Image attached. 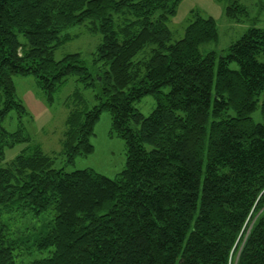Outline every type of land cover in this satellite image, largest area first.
<instances>
[{"label": "trees", "instance_id": "16d2710c", "mask_svg": "<svg viewBox=\"0 0 264 264\" xmlns=\"http://www.w3.org/2000/svg\"><path fill=\"white\" fill-rule=\"evenodd\" d=\"M179 1L0 0V215L54 211L33 235L0 225V264H21L15 249L30 237L51 250L27 264H264V99L263 121L250 116L264 91V29H248L220 57L212 102L214 55L202 56L199 45L218 30L196 15L172 42L167 21ZM235 10L243 8L230 0L227 16ZM85 21L102 36L91 68L77 52L56 60L70 39L63 30ZM149 45L147 58L134 59ZM15 75H33L49 103L67 77L94 87L91 107L77 92L65 101L60 154L71 162L91 153L107 111L110 134L126 146L120 174L56 168L21 126L6 130L10 110L27 114ZM145 95L156 101L147 116L133 106ZM227 109L234 114L219 118ZM24 142L6 162L5 150Z\"/></svg>", "mask_w": 264, "mask_h": 264}, {"label": "rangeland", "instance_id": "374dc122", "mask_svg": "<svg viewBox=\"0 0 264 264\" xmlns=\"http://www.w3.org/2000/svg\"><path fill=\"white\" fill-rule=\"evenodd\" d=\"M230 0H180L175 13L167 21V26L172 33L171 41H177L184 35L185 27L193 21L196 15L211 17L215 21L218 38L217 40L205 42L199 45L202 56L208 53L214 55L213 83L211 101L214 99V83L218 60L228 54L229 46L238 40L248 29L252 27L264 29V0H237L243 10L236 11L235 17L227 16L225 10ZM70 39L57 47L54 58L60 59L68 53L77 52L81 55L86 66H92V53L102 40L98 30L91 29V22L85 21L81 25L70 26L63 30ZM19 39L24 42L26 37L19 34ZM150 55V45L146 46L134 59L147 58ZM257 59L264 63V52L257 54ZM232 69H238L235 61L229 63ZM16 99L26 109L27 114L20 119L15 109L10 110L3 120V126L8 131H15L20 126L29 137V143H35L47 154L55 157L54 167H63L65 171L76 169H93L109 178H115L126 167V146L122 138L110 134L111 118L107 111L100 114L94 126V134L90 141L93 151L87 155H77L71 162L60 154L61 140L65 130L67 108L65 101L69 100L75 92L79 93L88 107L98 103L95 97L94 87H85L77 80V76L67 77L54 93L51 103L48 102L46 93L37 84L33 75H15L13 77ZM165 86L163 91H168ZM264 99V91L258 95L257 106L250 116L255 122H262L260 106ZM211 102V103H212ZM133 106L144 116L149 115L156 106L154 96L145 95L133 102ZM232 109H227L219 118L233 115ZM212 120L209 116L208 123ZM18 143L5 150V161L12 160L21 150L28 145ZM54 217L53 210H46L39 214H33L32 210L20 209L11 213L0 215V225L7 228L9 233L19 230L30 232L31 235L44 231ZM34 239L30 237L19 248L15 249L17 261L27 264L29 261L45 257L51 249L38 250L33 246Z\"/></svg>", "mask_w": 264, "mask_h": 264}, {"label": "bare ground", "instance_id": "6f19581e", "mask_svg": "<svg viewBox=\"0 0 264 264\" xmlns=\"http://www.w3.org/2000/svg\"><path fill=\"white\" fill-rule=\"evenodd\" d=\"M129 24V23H128ZM25 76V75H24ZM22 77H23V75H22ZM88 111V110H87Z\"/></svg>", "mask_w": 264, "mask_h": 264}]
</instances>
